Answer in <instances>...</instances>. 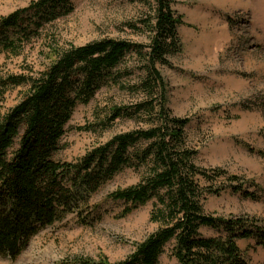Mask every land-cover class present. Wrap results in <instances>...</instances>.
Listing matches in <instances>:
<instances>
[{"label": "trees", "instance_id": "16d2710c", "mask_svg": "<svg viewBox=\"0 0 264 264\" xmlns=\"http://www.w3.org/2000/svg\"><path fill=\"white\" fill-rule=\"evenodd\" d=\"M71 1L39 0L0 18V54L18 56L45 23L73 11ZM139 1L147 11L128 27L148 33L147 44L103 39L79 47L56 46L49 64L36 74H0V255L12 262L39 231L68 216L91 225L96 210L92 198L124 169L144 175L107 199L129 205L125 213L152 201L149 220L159 227L116 264H157L166 245L172 246L176 264H249L238 241L255 239L264 248V228L257 223L204 212L208 196L227 188L240 192L242 186L236 185L235 176L194 163L197 151L185 132L190 119L172 116L168 84L160 71L171 67L168 58L181 49L177 28L182 18L171 0ZM18 87L26 88L25 93L6 108L8 92ZM109 87L138 100L111 106L98 129L117 119H142L148 127L118 134L73 162L62 161L61 142L75 108ZM221 175L227 184H216ZM202 228L216 236L203 237Z\"/></svg>", "mask_w": 264, "mask_h": 264}, {"label": "rangeland", "instance_id": "374dc122", "mask_svg": "<svg viewBox=\"0 0 264 264\" xmlns=\"http://www.w3.org/2000/svg\"><path fill=\"white\" fill-rule=\"evenodd\" d=\"M39 0H0V18ZM181 17V49L170 56L171 67L160 71L168 84L167 107L172 116L190 119L185 132L197 151L194 163L204 170L219 169L238 178L242 191L227 188L203 204L207 215L248 218L264 228V0H171ZM73 11L45 23L18 56L0 54V74H36L44 69L57 47L83 46L103 39L147 44L149 35L136 32L147 11L139 0H72ZM152 2V0H150ZM133 62L130 61L129 64ZM139 72H135V75ZM26 88L10 90L5 107L19 102ZM138 98L109 87L87 105H78L61 144L62 161L73 162L93 147L118 134L146 129L142 119H117L105 130L97 125L111 106L130 105ZM144 172L124 169L93 198L91 225H80L74 215L39 231L20 257L12 262L0 255V264H116L159 225L149 220L152 201L129 205L107 199V194L138 183ZM221 175L216 184H227ZM244 192L253 197L245 196ZM203 237L216 236L202 228ZM249 264H264V248L255 239L238 241ZM171 245L157 264H176Z\"/></svg>", "mask_w": 264, "mask_h": 264}]
</instances>
